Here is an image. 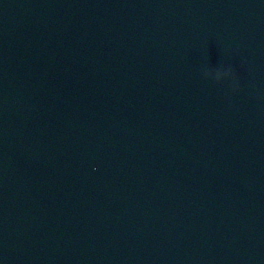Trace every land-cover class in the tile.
Returning a JSON list of instances; mask_svg holds the SVG:
<instances>
[{
  "label": "water",
  "instance_id": "obj_1",
  "mask_svg": "<svg viewBox=\"0 0 264 264\" xmlns=\"http://www.w3.org/2000/svg\"><path fill=\"white\" fill-rule=\"evenodd\" d=\"M0 264H264V0H0Z\"/></svg>",
  "mask_w": 264,
  "mask_h": 264
}]
</instances>
